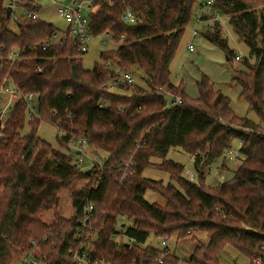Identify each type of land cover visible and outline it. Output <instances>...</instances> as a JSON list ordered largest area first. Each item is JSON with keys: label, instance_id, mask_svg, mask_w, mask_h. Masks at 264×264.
Instances as JSON below:
<instances>
[{"label": "trees", "instance_id": "obj_1", "mask_svg": "<svg viewBox=\"0 0 264 264\" xmlns=\"http://www.w3.org/2000/svg\"><path fill=\"white\" fill-rule=\"evenodd\" d=\"M8 1L0 0V56L18 48L22 58H0V88L12 80L23 93L39 98L38 115L28 116L21 99L0 127V264L19 262L31 240L42 248L43 264H74L72 251L79 248L77 233L84 229L90 205L88 224L98 233L91 260L182 264L168 245L161 248L148 239L162 244L163 238H182L195 230L209 240L196 244L190 264H219L227 247L247 256L249 264H264V0L213 3V10L228 17L250 49L233 82L240 84V98L259 116L263 130L236 114L230 97L207 80L200 83L196 98L171 80V62L201 0H95L91 33L110 36L118 45L102 51V62L92 68L83 66L70 37L62 46L41 48L58 30L50 21L31 19L12 28ZM127 10L134 12V23L124 20ZM203 34L224 49L229 62L238 55L222 35L219 19ZM119 71L140 74L145 85L126 86L127 93L106 89ZM164 90L185 102L170 106ZM43 121L59 129L62 144L86 138L89 147L106 153V163L80 167L72 150L54 148L38 135ZM26 123L31 129L23 134ZM236 138L242 163L233 178L213 188L206 175L210 162L221 158ZM172 148L195 159L196 180L187 178L183 163L168 158ZM155 158L161 160L159 170L169 174V183L144 175L158 162ZM79 178L86 181L72 189V215L56 212L51 221L43 220V212L58 206L61 191ZM148 190L163 196L164 204L148 201Z\"/></svg>", "mask_w": 264, "mask_h": 264}, {"label": "rangeland", "instance_id": "obj_2", "mask_svg": "<svg viewBox=\"0 0 264 264\" xmlns=\"http://www.w3.org/2000/svg\"><path fill=\"white\" fill-rule=\"evenodd\" d=\"M198 10L199 5L196 4L193 10V17L187 26L179 48L171 62L170 68L172 82L180 87L183 86L188 97L196 98L200 93L199 85L205 79L214 87V90H220L223 94L230 97L231 107L236 114L242 117H247L252 121H255L259 127H262L263 124L261 123L259 116L253 110H250L248 103L244 99L240 98L242 90L240 84L233 82L235 70H241L244 68L241 61L244 56H249V47L238 39L237 34L231 27L228 17L222 15L219 19L222 35L227 37L231 48H233L235 53L240 56L239 59L234 58L232 62H229L226 58L224 49L205 38L203 32L207 29V26L204 21H198L196 17ZM38 14L41 19L50 21L58 29H65L66 26H68L66 20L59 15L58 6L55 4H46ZM194 29H198L196 35L193 33ZM191 43L194 45V50L188 49V45ZM117 45L118 42L113 40L110 36H94L90 41L88 51L82 55L83 66L85 68H92L96 63L102 62V51H109L108 49L115 48ZM111 68H115L117 71L119 70L114 63L111 64ZM135 77L136 83L139 84V86L145 85L140 74H135ZM112 91L116 93H127L126 89H112ZM30 129L29 124L26 123L22 129V133L27 134ZM261 129L263 130V127ZM38 135L54 148L68 152V146L66 143L62 144L59 140V129L55 125L44 121L41 122L38 127ZM240 146L241 143L239 139L236 138L232 141L229 149L235 151L237 156L235 158H230L229 155H226L229 149L225 151L223 156L217 159L216 163H214L212 174L207 178L208 184H214L222 181V179L228 180L233 178L235 171L240 163H242V154L239 152ZM88 153L91 156L95 155V153H99L101 158L106 155L102 150L93 147L88 148ZM168 158L181 162V164L183 163L186 166V171H194V164L191 162L190 155L181 148H172L169 151ZM76 160L77 162L82 161L79 164L80 167H93L92 160L86 156V154L83 155L82 159L78 157L75 158V161ZM223 160L226 162L225 167L220 165ZM155 161L158 162L150 169H146L144 175L155 180H161L163 184L169 183L171 181L169 174L159 170V162L161 160L155 158ZM219 166L221 167L218 168ZM85 181L86 179H76L73 182L72 187L63 189L60 193L59 205L43 212V220L51 221L56 212L66 217L71 216L73 213L71 200L72 189L81 187ZM212 187L215 188L216 185L214 184ZM145 198L152 203L155 202L163 205L165 202V198L153 190H148L145 194ZM118 228L121 229L120 227ZM116 236V239L119 241H124L125 239L122 235L117 234ZM208 240L209 239L205 233L193 230L188 236L182 238H178V235L173 234L168 241V246L172 252L177 253L182 264H190L188 259L190 258L196 244H205ZM148 242L163 248L161 241H157L154 237H150ZM221 255L219 264H249L250 262L247 256L240 254L233 247H227ZM12 264L19 263L14 261ZM256 264H258V261H256Z\"/></svg>", "mask_w": 264, "mask_h": 264}, {"label": "built area", "instance_id": "obj_3", "mask_svg": "<svg viewBox=\"0 0 264 264\" xmlns=\"http://www.w3.org/2000/svg\"><path fill=\"white\" fill-rule=\"evenodd\" d=\"M215 0H201L199 2V10L196 13L198 21H204L206 23L207 29L211 28L216 19H220L222 14L218 10H213V3ZM95 0H9L7 8H10L9 18L11 19V27L17 29L22 23L31 19H39V11L48 3L55 4L58 6V13L63 17L68 26L65 29H58L52 35L48 36L41 44V48L46 50L54 45H64L67 37L74 39L76 47L80 53L83 55L89 49V44L94 35L90 31V15L94 10ZM131 10H127L124 15V20L127 23H134L135 16ZM198 29H194V34L196 35ZM189 50H194V45L191 43L188 45ZM1 50V49H0ZM1 59L8 60L10 62H15L22 58V52L18 48L11 50L6 58L0 56ZM237 59L240 58L239 55L236 56ZM4 68L0 65V70ZM7 77L4 78V81ZM136 77L134 74L128 71L117 72L110 83L104 85L108 90L112 89H129L135 88ZM164 96L170 106H176L185 102L181 95H176L169 90H164ZM38 95L34 92L23 93L21 89L15 85L12 80H9V84L2 86L0 88V127H4L6 121L9 119L11 112L21 99H24L27 104L28 116L38 115ZM0 137H2V131L0 130ZM66 145L72 152L75 153L76 158L82 159L83 155L86 154L91 160L92 164H99L101 167L106 163V155L101 158L99 153L95 155H90L88 153L89 145L84 137H78L76 139L69 140ZM230 158H235L237 153L232 150H228L227 154ZM226 157V156H225ZM84 161V160H83ZM192 163L195 161L191 158ZM82 161L79 162V164ZM204 163V159H203ZM216 161L210 162V172L206 175L211 176L213 171V165ZM222 166V163L220 164ZM129 166V163H126ZM219 166L218 168H220ZM187 178L191 180H196V170L186 171ZM222 181H225L222 179ZM97 183L94 184V187ZM93 207L87 206L85 209L88 217L85 221H82L84 229L82 232L77 233V237L80 238L79 248L72 251L74 257V264H107L103 259L91 260L90 250L94 239H96L98 233L97 230H93L88 224V219L90 218L91 211ZM92 216V215H91ZM48 236H44L43 239H47ZM31 247L24 252L22 258L19 260V264H43L40 260L42 255V248H40L39 243L35 240H31ZM163 246L168 245V240H162ZM169 249L164 250L163 255H166ZM43 257V256H42Z\"/></svg>", "mask_w": 264, "mask_h": 264}, {"label": "water", "instance_id": "obj_4", "mask_svg": "<svg viewBox=\"0 0 264 264\" xmlns=\"http://www.w3.org/2000/svg\"><path fill=\"white\" fill-rule=\"evenodd\" d=\"M10 10H11V9L9 8V12H10Z\"/></svg>", "mask_w": 264, "mask_h": 264}]
</instances>
